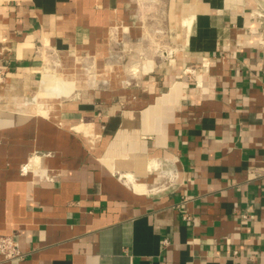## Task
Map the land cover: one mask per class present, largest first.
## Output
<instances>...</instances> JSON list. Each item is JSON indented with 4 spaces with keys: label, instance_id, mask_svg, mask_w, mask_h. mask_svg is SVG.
<instances>
[{
    "label": "crops",
    "instance_id": "1",
    "mask_svg": "<svg viewBox=\"0 0 264 264\" xmlns=\"http://www.w3.org/2000/svg\"><path fill=\"white\" fill-rule=\"evenodd\" d=\"M161 9L0 0V65L23 93L42 55L113 71L44 115L0 102V235L23 252L0 264H264V6ZM156 40L171 58L145 54ZM135 56L153 61L128 86Z\"/></svg>",
    "mask_w": 264,
    "mask_h": 264
},
{
    "label": "rangeland",
    "instance_id": "2",
    "mask_svg": "<svg viewBox=\"0 0 264 264\" xmlns=\"http://www.w3.org/2000/svg\"><path fill=\"white\" fill-rule=\"evenodd\" d=\"M163 2L164 0H139V5L142 8V10H144L145 12L146 11L150 12L148 15L151 18L150 20H154L155 22H160V20L162 19L161 6ZM156 29L158 32L160 33L162 32L161 28L157 27ZM162 45L163 43H160L157 40L154 41L153 43H151L149 48H147L145 54L148 52L155 51V55L159 56L160 53H162ZM46 54H49V52H46ZM162 54H163L162 56L166 55L165 52ZM42 57L44 63H42L41 68L38 71V75L35 78H32V80H28V79L25 80L28 86L25 88L26 94L23 93V91L21 90L22 86L21 87L20 85L17 86L16 82L13 83L12 81H8V79L14 80V78L12 77L8 78L6 75L7 69L6 68L4 69L3 74L0 76L1 103L3 102L4 105L14 110L25 111L33 114H39L38 110L36 112V109H38L37 107L41 105V108L46 110L47 113H49L51 112V110H53L54 106H56L54 103L59 102L61 99H67V98H72L73 96H79L84 91L83 88L89 86L98 89L99 86L107 85L106 82H108L109 79L107 80L106 77L110 78V73L113 72V71H109V73L101 74L98 66H95L93 64L84 65V62L81 60H76V62H73L74 63L72 67L73 69L67 70L64 69L63 66H61L59 57L58 60L55 61L56 66H53L51 61L52 58L50 56L42 55ZM152 61L153 60L150 56H144V57L135 56L133 58L132 57H129L128 59L126 58L123 62L124 63L123 65L126 66V68H128V73L124 79V84L128 86H132L134 83H136V82L132 83L131 78H133L134 81L139 79L141 77V76L139 78L137 77L138 75L137 72H139L138 71L139 67L141 68V66H143L144 68H147L148 64H150ZM63 78L69 79L70 81L73 82L72 85L66 88L65 90H63L62 93H57L55 92V90H50V93L47 92L49 96L39 97L37 95L39 91L46 86V82H45L46 80H54L60 83ZM4 86H8V87L6 88ZM14 89L15 92L18 94H16V96H11V101L9 100L10 102L7 103L6 97L8 96V98L10 99V95H12L11 93L14 92ZM39 103H43V104H39Z\"/></svg>",
    "mask_w": 264,
    "mask_h": 264
},
{
    "label": "built area",
    "instance_id": "3",
    "mask_svg": "<svg viewBox=\"0 0 264 264\" xmlns=\"http://www.w3.org/2000/svg\"><path fill=\"white\" fill-rule=\"evenodd\" d=\"M165 54L166 55H164V57L166 58H171L173 55L172 51H167L165 52ZM56 56H57L56 54H54V56H50L52 58L51 61L53 66H56L55 61L58 60V56L57 57ZM40 58H41V62L44 63L43 57L41 56ZM5 68H6L5 65H0V76L3 74ZM0 255H2L4 258L10 259V258L22 257L23 252L20 250L18 244L12 238L11 235H0Z\"/></svg>",
    "mask_w": 264,
    "mask_h": 264
},
{
    "label": "bare ground",
    "instance_id": "4",
    "mask_svg": "<svg viewBox=\"0 0 264 264\" xmlns=\"http://www.w3.org/2000/svg\"><path fill=\"white\" fill-rule=\"evenodd\" d=\"M45 74H46V73H45ZM45 82H46V86H45L44 88H42V89L39 91V93L37 94L39 97H42V96H49V95L47 94V92L50 93V90H55V92H57V93H62L63 90H65L66 88H68L69 86L72 85V82H73V81H70L69 79H65V78H63V79L61 80L60 83H58V82H56V81H54V80H46ZM37 95H36V96H37ZM34 98H35V97H34ZM35 103H36V102H35ZM39 104H43V103H39ZM35 105H36V104H35ZM37 108H38V109H36V112H37V110H38L39 114L44 115L45 113H47L46 110H44V109L41 108V105H39V107H37ZM40 108H41V109H40ZM125 178H127V177H125ZM129 178H130V177H129ZM129 178H127V180L130 181ZM131 180H132V178H131Z\"/></svg>",
    "mask_w": 264,
    "mask_h": 264
},
{
    "label": "water",
    "instance_id": "5",
    "mask_svg": "<svg viewBox=\"0 0 264 264\" xmlns=\"http://www.w3.org/2000/svg\"><path fill=\"white\" fill-rule=\"evenodd\" d=\"M261 1V3L263 4V6H264V0H260Z\"/></svg>",
    "mask_w": 264,
    "mask_h": 264
}]
</instances>
